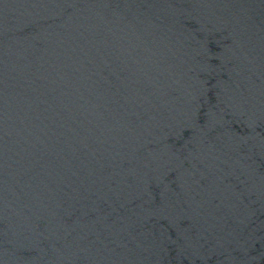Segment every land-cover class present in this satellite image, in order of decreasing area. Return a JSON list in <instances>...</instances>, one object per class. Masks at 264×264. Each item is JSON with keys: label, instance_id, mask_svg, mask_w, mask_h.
<instances>
[{"label": "water", "instance_id": "obj_1", "mask_svg": "<svg viewBox=\"0 0 264 264\" xmlns=\"http://www.w3.org/2000/svg\"><path fill=\"white\" fill-rule=\"evenodd\" d=\"M0 264H264V0H0Z\"/></svg>", "mask_w": 264, "mask_h": 264}]
</instances>
